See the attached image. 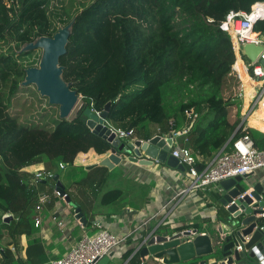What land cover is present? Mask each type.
Wrapping results in <instances>:
<instances>
[{
    "label": "trees",
    "instance_id": "trees-1",
    "mask_svg": "<svg viewBox=\"0 0 264 264\" xmlns=\"http://www.w3.org/2000/svg\"><path fill=\"white\" fill-rule=\"evenodd\" d=\"M257 3L264 0H0V219L14 244L35 216L42 182L54 184L53 177L35 183V174L24 169L47 163L46 172L60 176V164L74 167L79 154L111 151L82 118L87 109L103 112L110 104L109 123L144 141L173 138L186 128L177 140L200 157L199 171L221 151H232L242 121V83L230 36L219 26L231 12L249 13ZM72 22L60 64L63 80L82 99L70 120L61 119L59 106L35 85H23L26 70L42 58L41 49H23ZM254 32L264 39V20ZM236 67L246 77L241 60ZM249 134L264 150V135ZM108 176L98 167L81 182L102 190ZM121 196L119 189L108 191L103 204ZM221 197L216 193L215 200ZM9 214L20 221L6 223L2 217ZM11 246L3 251L10 262ZM129 263L141 264L139 255Z\"/></svg>",
    "mask_w": 264,
    "mask_h": 264
},
{
    "label": "crops",
    "instance_id": "crops-1",
    "mask_svg": "<svg viewBox=\"0 0 264 264\" xmlns=\"http://www.w3.org/2000/svg\"><path fill=\"white\" fill-rule=\"evenodd\" d=\"M243 65L246 77L236 67L238 64L234 66L242 83V93L240 92L238 95L239 98L242 94V98H239L243 102L241 117L242 120H246L249 130H252L257 137L263 138L264 108L257 107L251 114H248L250 107L253 106V96L258 85L251 77L245 61ZM187 131L186 128H183L180 132L175 133L174 143L179 145L177 138L183 136ZM109 155L110 152L106 155H98L94 150L88 154H79L74 167H72L75 173L80 176L76 179L73 178V175L62 174L68 167L62 169L59 180L71 195L72 204L53 197L41 212L35 211V216L30 224L22 227L24 233L15 238V244L9 231H4L0 219V264H50L62 258L83 236L96 234L99 229L95 227V223H100L103 230L126 237V243L113 253L109 264H130L131 258L136 254L137 247L151 234L171 237L182 229H190L197 231L198 235L208 234L213 240H217L220 229L227 233L226 224L231 216L222 202L215 200L216 193H219L222 199L225 195L224 192H219L217 188L201 190L191 192L174 201L173 198L177 193L182 188L189 186L190 180L185 174L169 169L165 165L151 168L126 164L110 170L101 165ZM92 166L93 169L87 170ZM98 167L106 168L109 172L108 180L102 190H96L81 182L86 173ZM48 168L50 165L47 163H40L26 168L24 171L36 176L46 172ZM66 179H69L70 182L64 181ZM246 182L251 183L252 186L260 182L264 185V171L250 175ZM115 189L122 191L121 198L113 204H103V195ZM51 190L54 189L49 184H43V187L39 188V191L50 194ZM76 208H80L85 215L86 227L77 220ZM56 215L65 219L64 228H60L54 223L53 218ZM4 217H2L3 220L6 219ZM37 217L41 219L39 227L35 226ZM13 220L20 221L14 216ZM192 239V237L187 238L185 243ZM10 244H12L10 256L13 258L11 262L3 252L9 248ZM128 251H133V254L132 257L125 260L124 255ZM218 257L219 255L210 257L205 264H216L220 258ZM140 260L141 264L163 263L153 257L143 260L140 258ZM205 260L206 258L196 259L187 264H201Z\"/></svg>",
    "mask_w": 264,
    "mask_h": 264
},
{
    "label": "water",
    "instance_id": "water-1",
    "mask_svg": "<svg viewBox=\"0 0 264 264\" xmlns=\"http://www.w3.org/2000/svg\"><path fill=\"white\" fill-rule=\"evenodd\" d=\"M73 23L60 29L54 37H42L23 49V51L42 50L39 67L26 70L23 85H35L41 96L49 99L50 104L59 106L61 119H69L82 99V96L63 80L64 67L60 64L61 57L67 53ZM263 50V45H245L242 54L254 63ZM109 109L110 104L100 115L87 109L82 116L94 134L112 145L110 155L102 162V166L113 170L126 164L151 168L165 165L169 169L186 173V167L170 153L174 144L172 138L156 136L144 143L116 140L106 123ZM93 168L92 166L87 170ZM59 177L58 174L55 175L54 184L49 185L62 196L66 195V201L72 204ZM249 177L241 176L221 182L220 186L225 193L221 200L222 204L224 207L232 202L235 204L227 209L231 216L226 224L227 233L220 229L217 240L206 234L197 235L192 241L185 243L187 238L191 237L188 231L171 237L151 234L140 243L136 254L142 260L153 257L157 261H162V264H187L196 259L206 258L201 262L205 264L207 259L215 255L228 258V264H264V185L260 182L252 186L251 183L246 182ZM42 183L46 184V182ZM250 189H252L250 194L241 198ZM75 214L77 220L86 227L87 219L80 208H76ZM12 220L13 216H9L5 222ZM221 233L224 235L220 237ZM240 247L242 250H239ZM112 257L113 255L105 257L98 264H109Z\"/></svg>",
    "mask_w": 264,
    "mask_h": 264
},
{
    "label": "built area",
    "instance_id": "built-area-1",
    "mask_svg": "<svg viewBox=\"0 0 264 264\" xmlns=\"http://www.w3.org/2000/svg\"><path fill=\"white\" fill-rule=\"evenodd\" d=\"M261 20H264V3H257L252 7L249 13L231 12L226 21L220 24V29L230 36L236 57L235 65L239 63V60L245 61V57L242 54V48L245 45L264 46L263 38L254 32L256 23ZM209 22L212 23L213 21L209 20ZM247 68L251 77L258 85V89L253 96V106H251L248 111V114H251L257 107L264 108V50L256 62L251 63ZM239 98H242V94H240ZM95 113L100 115L101 112ZM106 123L115 135L116 140H125L131 143L135 141H141L142 143L149 142L136 138L133 130H117L110 123L108 124V121ZM235 136H238V138L234 145V149L230 152L221 151L218 153L215 157L210 159V161L206 162V167L202 171H199L197 168L201 159L191 149L182 147L176 143L171 146V155L178 159L180 164L186 167L185 176L190 180L189 186L182 188L173 198L174 201L185 197L191 192L201 190L207 191L217 188L219 192H223L220 186L221 182L236 177L254 175L259 171H264V150H259L255 146V142L249 134L245 119L242 120L239 125ZM172 139L175 140L174 137ZM65 168L64 165L60 164V169L64 170ZM52 177H54L53 174L49 172L39 173L36 175L34 182L36 183L41 179L46 180ZM250 190L242 195L241 198L250 194L252 191ZM53 197H58L66 201V195L62 196L56 190H53L51 194L41 192L38 194L35 211L37 213L41 212ZM234 204L235 203L232 202L226 209ZM9 216L10 215H5L4 218ZM53 221L58 227H65L66 221L59 215H56ZM40 225L41 219L37 217L35 219V226L39 227ZM95 227L99 229L96 234L83 236L62 258L50 264H98L103 258L110 257L117 249L126 243V237L118 236L103 230L100 223H95ZM188 232L191 233L192 238L198 235V232L195 233L193 230ZM223 235L224 234L221 233L220 237ZM239 250H242V248L240 247ZM216 264H228V258H219Z\"/></svg>",
    "mask_w": 264,
    "mask_h": 264
},
{
    "label": "rangeland",
    "instance_id": "rangeland-1",
    "mask_svg": "<svg viewBox=\"0 0 264 264\" xmlns=\"http://www.w3.org/2000/svg\"><path fill=\"white\" fill-rule=\"evenodd\" d=\"M264 40V39H263ZM80 107H81V101L79 102V104L77 105V107L75 108V111L73 112V114L71 115V117L69 118L70 120L71 119H74L75 117H76V115H77V113H78V111L80 110ZM70 174V175H73V178H79L80 176H79V174L78 173H75V171L71 168V167H68V169L66 170V172H62V174ZM70 179H71V177H69ZM64 181H66L67 183H69L70 182V180L69 179H66V180H64ZM65 182V183H66Z\"/></svg>",
    "mask_w": 264,
    "mask_h": 264
},
{
    "label": "bare ground",
    "instance_id": "bare-ground-1",
    "mask_svg": "<svg viewBox=\"0 0 264 264\" xmlns=\"http://www.w3.org/2000/svg\"><path fill=\"white\" fill-rule=\"evenodd\" d=\"M247 81H249V80H247ZM78 104H79V102H78ZM78 104H77V105H78Z\"/></svg>",
    "mask_w": 264,
    "mask_h": 264
}]
</instances>
